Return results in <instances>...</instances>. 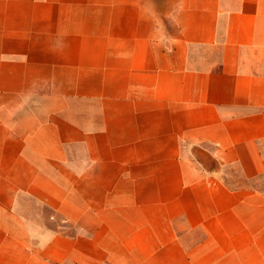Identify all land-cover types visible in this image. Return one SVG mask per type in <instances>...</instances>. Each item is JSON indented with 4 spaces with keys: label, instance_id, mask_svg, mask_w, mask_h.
<instances>
[{
    "label": "crops",
    "instance_id": "obj_1",
    "mask_svg": "<svg viewBox=\"0 0 264 264\" xmlns=\"http://www.w3.org/2000/svg\"><path fill=\"white\" fill-rule=\"evenodd\" d=\"M0 264H264V0H0Z\"/></svg>",
    "mask_w": 264,
    "mask_h": 264
}]
</instances>
